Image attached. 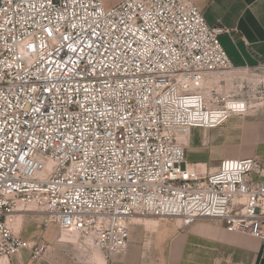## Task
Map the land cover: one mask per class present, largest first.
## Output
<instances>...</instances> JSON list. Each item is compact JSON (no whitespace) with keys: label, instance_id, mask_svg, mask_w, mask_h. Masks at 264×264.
<instances>
[{"label":"built area","instance_id":"obj_1","mask_svg":"<svg viewBox=\"0 0 264 264\" xmlns=\"http://www.w3.org/2000/svg\"><path fill=\"white\" fill-rule=\"evenodd\" d=\"M228 32L193 0H0V255L44 253L12 229L31 209L107 256L133 216L214 218L264 242L261 162L200 171L181 141L243 112L205 94L239 70Z\"/></svg>","mask_w":264,"mask_h":264},{"label":"crops","instance_id":"obj_2","mask_svg":"<svg viewBox=\"0 0 264 264\" xmlns=\"http://www.w3.org/2000/svg\"><path fill=\"white\" fill-rule=\"evenodd\" d=\"M122 0H106L116 5ZM211 26L223 25L220 36L232 64L239 69L264 66V0H193ZM186 162L200 171L214 170L222 160L257 158L264 181V110L231 115L214 127H193L181 136ZM125 253L107 256L56 223L46 224L38 210L16 212L12 229L22 239L46 245L32 258L22 249L0 255V264H264V242L246 233L230 232L221 220L199 218L185 225L181 217L133 216ZM68 231V230H67Z\"/></svg>","mask_w":264,"mask_h":264},{"label":"rangeland","instance_id":"obj_3","mask_svg":"<svg viewBox=\"0 0 264 264\" xmlns=\"http://www.w3.org/2000/svg\"><path fill=\"white\" fill-rule=\"evenodd\" d=\"M205 94L211 101L219 97L230 104L235 102L243 111L264 110V67L215 75L206 85Z\"/></svg>","mask_w":264,"mask_h":264},{"label":"bare ground","instance_id":"obj_4","mask_svg":"<svg viewBox=\"0 0 264 264\" xmlns=\"http://www.w3.org/2000/svg\"><path fill=\"white\" fill-rule=\"evenodd\" d=\"M68 231H73L72 229L71 230H68ZM74 232V231H73Z\"/></svg>","mask_w":264,"mask_h":264}]
</instances>
